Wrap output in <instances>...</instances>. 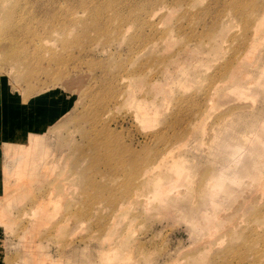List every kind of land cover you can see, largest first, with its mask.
I'll use <instances>...</instances> for the list:
<instances>
[{
  "label": "rangeland",
  "instance_id": "obj_1",
  "mask_svg": "<svg viewBox=\"0 0 264 264\" xmlns=\"http://www.w3.org/2000/svg\"><path fill=\"white\" fill-rule=\"evenodd\" d=\"M263 17L264 0H0L1 84L54 113L4 161V264H264ZM223 170L232 193L211 189Z\"/></svg>",
  "mask_w": 264,
  "mask_h": 264
},
{
  "label": "crops",
  "instance_id": "obj_2",
  "mask_svg": "<svg viewBox=\"0 0 264 264\" xmlns=\"http://www.w3.org/2000/svg\"><path fill=\"white\" fill-rule=\"evenodd\" d=\"M55 99L57 102L60 101L58 97ZM23 101L1 84L0 80V197L4 195L7 180L4 170L9 168L4 161L9 158L10 154L7 155L9 149L13 152L15 147L26 145L31 135H40L54 121V113L47 112L49 109L46 99L37 97L31 101L28 100L30 102ZM54 106L57 104L52 107ZM10 156L12 157L13 153ZM2 235L3 232L0 229V264H4L5 261Z\"/></svg>",
  "mask_w": 264,
  "mask_h": 264
},
{
  "label": "bare ground",
  "instance_id": "obj_3",
  "mask_svg": "<svg viewBox=\"0 0 264 264\" xmlns=\"http://www.w3.org/2000/svg\"><path fill=\"white\" fill-rule=\"evenodd\" d=\"M263 15V14H262ZM262 19H264V17L262 18ZM260 24H261V22H260ZM11 56H12V54H10ZM10 57V56H9ZM7 58V57H6ZM11 58V57H10ZM15 58V57H14ZM15 59H17V58H15ZM18 60V59H17ZM27 148V147H26ZM239 150H240V148H239ZM239 150H237V149H235V154L236 153H238L239 152ZM28 151V150H27ZM24 157H25V155H24ZM163 163V162H162ZM20 165V164H19ZM233 167V166H232ZM15 170V169H14ZM224 171V170H223ZM148 172V171H147ZM222 172V171H221ZM225 172V171H224ZM144 177V176H143ZM219 178H217V176H215V177H212L210 180V184H212V190L214 189V190H216V188H218L217 190H216V192L219 190V192L220 191H222L223 193H228V192H231V188H230V186L231 185H235V186H241L242 184H243V182H244V177H241V176H239V175H237V174H233L231 171H227V172H225V173H223L222 175H220V176H218ZM248 178H251V179H255L256 178V175H254V176H252V175H249V177ZM254 181V180H253ZM256 183V182H255ZM5 185H7V184H5ZM4 188H6V187H4ZM213 190V191H214ZM232 193V192H231ZM215 206V205H214ZM46 209H47V207H46ZM38 213V212H37ZM37 213H36V216H37ZM41 213V212H40ZM35 214V213H34ZM206 214V213H205ZM40 216V214L38 215V217ZM208 215L206 214L205 215V217H203L204 219H203V221L201 222H199L198 224L199 225H201V226H203V227H209V225L211 226H213V224H212V222L209 220V219H207L208 217H207ZM212 218V217H211ZM210 221V222H209ZM198 225V226H199ZM112 255H114L115 256V254L113 253ZM113 256V257H114Z\"/></svg>",
  "mask_w": 264,
  "mask_h": 264
}]
</instances>
